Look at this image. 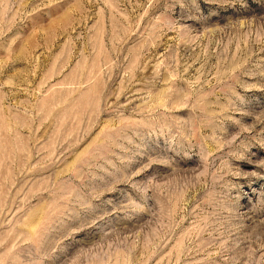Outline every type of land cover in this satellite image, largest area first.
<instances>
[{
	"label": "rangeland",
	"instance_id": "374dc122",
	"mask_svg": "<svg viewBox=\"0 0 264 264\" xmlns=\"http://www.w3.org/2000/svg\"><path fill=\"white\" fill-rule=\"evenodd\" d=\"M0 264H264V0H0Z\"/></svg>",
	"mask_w": 264,
	"mask_h": 264
}]
</instances>
